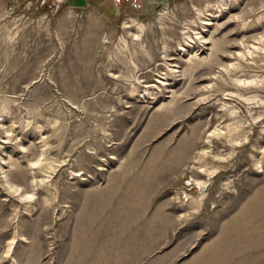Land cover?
I'll list each match as a JSON object with an SVG mask.
<instances>
[{
    "label": "rangeland",
    "instance_id": "obj_1",
    "mask_svg": "<svg viewBox=\"0 0 264 264\" xmlns=\"http://www.w3.org/2000/svg\"><path fill=\"white\" fill-rule=\"evenodd\" d=\"M0 0V264H264V0Z\"/></svg>",
    "mask_w": 264,
    "mask_h": 264
},
{
    "label": "built area",
    "instance_id": "obj_2",
    "mask_svg": "<svg viewBox=\"0 0 264 264\" xmlns=\"http://www.w3.org/2000/svg\"><path fill=\"white\" fill-rule=\"evenodd\" d=\"M63 1L64 0H8L6 10L12 14H24L25 7L28 13H33L36 10L39 11V9L49 11L55 9V7ZM114 3H116V5L130 4L135 10L141 7L138 0H114Z\"/></svg>",
    "mask_w": 264,
    "mask_h": 264
},
{
    "label": "crops",
    "instance_id": "obj_3",
    "mask_svg": "<svg viewBox=\"0 0 264 264\" xmlns=\"http://www.w3.org/2000/svg\"><path fill=\"white\" fill-rule=\"evenodd\" d=\"M69 0H65V2H68ZM87 0H75L74 2H71L73 5H83L86 3Z\"/></svg>",
    "mask_w": 264,
    "mask_h": 264
}]
</instances>
